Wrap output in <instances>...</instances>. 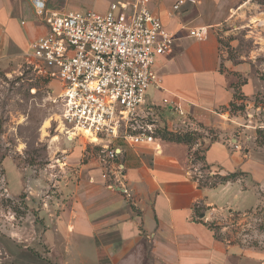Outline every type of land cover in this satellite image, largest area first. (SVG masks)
<instances>
[{"label":"crops","instance_id":"1","mask_svg":"<svg viewBox=\"0 0 264 264\" xmlns=\"http://www.w3.org/2000/svg\"><path fill=\"white\" fill-rule=\"evenodd\" d=\"M40 1L57 14L87 10L103 14L118 0ZM176 2L148 3L174 42L169 53L155 59L159 88L148 89L144 109L162 106L164 98L176 102L203 135L208 171L241 175L214 188L199 187L190 175L188 146L157 138L138 145L114 140L111 147L119 151L116 164L123 168L130 198L104 187L98 163L92 175L84 177L80 170V180L62 205L55 227L47 226L45 233L57 264H264V248L252 247L245 237L224 236L233 225L255 222V212L264 202V147L256 143L257 127L264 124L254 116L244 126L249 121L246 115L258 109L254 101L263 92L264 81L254 65L221 52L225 30L251 18L247 5L260 4L192 0L173 11ZM201 27L207 28L204 40L189 36ZM46 32L31 0H0V68L22 64L30 43ZM235 94L241 99L235 100ZM231 103L244 109L231 111ZM176 121L175 114L161 108L156 127L174 132ZM232 213L238 216L234 222ZM245 213L252 217H242Z\"/></svg>","mask_w":264,"mask_h":264},{"label":"built area","instance_id":"2","mask_svg":"<svg viewBox=\"0 0 264 264\" xmlns=\"http://www.w3.org/2000/svg\"><path fill=\"white\" fill-rule=\"evenodd\" d=\"M31 1L47 32L30 43L23 63L58 81L62 123L88 133V143L99 149L97 163L104 187L130 198L112 141L154 143L161 108L177 116L174 132H197L174 101L164 98L162 106L144 109L148 89L159 88L155 59L170 52L174 36L150 12L149 0H118L103 14L92 10L57 14L48 12L42 1ZM188 1L192 0H177L172 10ZM206 35V27L189 32L199 41ZM252 119V114L246 115L249 121L244 126ZM199 168L191 163L190 175L196 182L202 177Z\"/></svg>","mask_w":264,"mask_h":264},{"label":"rangeland","instance_id":"3","mask_svg":"<svg viewBox=\"0 0 264 264\" xmlns=\"http://www.w3.org/2000/svg\"><path fill=\"white\" fill-rule=\"evenodd\" d=\"M247 8L251 18L225 30L221 52L254 65L264 81V7ZM60 93L58 81L33 65L0 68V264H57L45 240L47 226L55 227L80 170L84 177L97 170L99 149L88 143V135L69 140L61 127ZM256 97L258 109L249 110L264 124V100L260 93ZM255 214L250 226L233 225L224 236L245 237L263 249L264 202ZM237 217L232 213L230 219Z\"/></svg>","mask_w":264,"mask_h":264},{"label":"trees","instance_id":"4","mask_svg":"<svg viewBox=\"0 0 264 264\" xmlns=\"http://www.w3.org/2000/svg\"><path fill=\"white\" fill-rule=\"evenodd\" d=\"M257 4L264 5V0H255ZM235 100L241 99L239 96L235 94ZM257 98V97H256ZM255 98V106L257 103V99ZM261 98L264 100V90L261 93ZM231 111H242L244 108L242 105H236L235 103H231L229 105ZM155 138L176 144H184L189 147V157L192 159V164H199V170L202 172V177L198 180L199 187H209L214 188L218 185H222L228 182L236 181L241 174L239 173H231L224 176H220L218 174H214L212 176L208 175V168L204 164V152L207 149L203 143V135L197 132H168L166 130H155L154 134ZM211 142L213 141V136L210 133ZM262 138V141L259 139ZM264 141V130L256 131V143L257 146H261ZM197 146V148L192 152L191 149ZM203 147V148H202ZM195 214L199 215V209L195 207ZM210 229L214 228L213 226H208ZM27 251H30L27 249ZM34 255L39 258V256L34 252Z\"/></svg>","mask_w":264,"mask_h":264},{"label":"bare ground","instance_id":"5","mask_svg":"<svg viewBox=\"0 0 264 264\" xmlns=\"http://www.w3.org/2000/svg\"><path fill=\"white\" fill-rule=\"evenodd\" d=\"M61 127L63 128V131L65 132V134L67 136V139H69V140H71L74 136H77L78 134H82L84 136L88 135V133H86L85 131H82L80 129L67 128L62 122H61Z\"/></svg>","mask_w":264,"mask_h":264}]
</instances>
